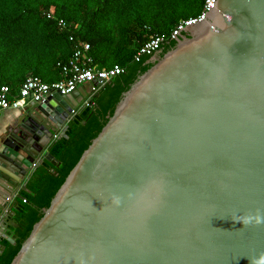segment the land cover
<instances>
[{
	"label": "water",
	"instance_id": "95a60500",
	"mask_svg": "<svg viewBox=\"0 0 264 264\" xmlns=\"http://www.w3.org/2000/svg\"><path fill=\"white\" fill-rule=\"evenodd\" d=\"M79 93L23 108L0 139V242L30 176L59 165ZM6 264H264V0H215L128 75Z\"/></svg>",
	"mask_w": 264,
	"mask_h": 264
},
{
	"label": "trees",
	"instance_id": "16d2710c",
	"mask_svg": "<svg viewBox=\"0 0 264 264\" xmlns=\"http://www.w3.org/2000/svg\"><path fill=\"white\" fill-rule=\"evenodd\" d=\"M204 0H0V86L13 95L29 76L46 83L63 78L61 66L80 43L90 47L88 55L98 68L118 65L124 73L99 88L91 108L68 122L67 139L56 138L50 154L59 165L44 161L30 176L27 192L14 209L10 237L1 241L0 264H6L31 224L54 175L81 142L111 98L143 61H135L140 47L153 37L165 43L160 53L176 41L173 28L181 20L196 17ZM50 13L52 18H47ZM59 21L65 23L61 28ZM53 170L55 173H53Z\"/></svg>",
	"mask_w": 264,
	"mask_h": 264
},
{
	"label": "built area",
	"instance_id": "2783aa9c",
	"mask_svg": "<svg viewBox=\"0 0 264 264\" xmlns=\"http://www.w3.org/2000/svg\"><path fill=\"white\" fill-rule=\"evenodd\" d=\"M214 1L204 0L202 10L198 16L179 21L171 32V40L177 41L188 28L202 23L211 12ZM47 18H52V15L48 13ZM58 24L61 28L65 27L63 21H59ZM165 42L163 37H153L140 47L135 55V61L138 62L142 56H154L157 51H160ZM89 49L87 43H80L75 47L72 56L61 66L64 75L61 80L46 83L39 77L29 76L21 84L16 95L11 93L8 86H0V117L7 110H18L27 107L29 104L42 103L53 93L66 95L86 84L91 85V88L81 107L84 109L91 108L93 106L92 98L97 90L123 74L124 69L118 65L108 69L98 68L93 65L92 58L88 55ZM93 83H97V85ZM76 114L77 110H72L70 113L71 119Z\"/></svg>",
	"mask_w": 264,
	"mask_h": 264
},
{
	"label": "crops",
	"instance_id": "0c3cea01",
	"mask_svg": "<svg viewBox=\"0 0 264 264\" xmlns=\"http://www.w3.org/2000/svg\"><path fill=\"white\" fill-rule=\"evenodd\" d=\"M78 88H81V94L80 93L77 94L76 101L79 104H82L83 101L85 100L84 96L89 95L91 85L86 84V85L80 86ZM82 91H83V93H82ZM32 105L33 104H29L26 108L31 107ZM22 110L23 109H18V110L11 109V110H7V111L3 112V114L0 117V139H3L5 137V135L13 128L15 119L21 114ZM1 161H3V160H0V162ZM0 169L5 170L2 167H0ZM2 183H4V182L0 179V195H2L4 192L3 191L4 186L2 185ZM22 192H24V191H21V194H22ZM10 229H11V227L9 226L8 231H10Z\"/></svg>",
	"mask_w": 264,
	"mask_h": 264
},
{
	"label": "flooded vegetation",
	"instance_id": "af4514ba",
	"mask_svg": "<svg viewBox=\"0 0 264 264\" xmlns=\"http://www.w3.org/2000/svg\"><path fill=\"white\" fill-rule=\"evenodd\" d=\"M189 31V28L183 33V34H181L180 35V38L184 35V34H186L187 32ZM160 53V51H157L156 53H155V55H157V54H159ZM154 55V56H155ZM18 203H19V201H18ZM18 205V204H17ZM14 217V216H13ZM12 220H13V218H12ZM8 229H9V227H8ZM9 232V231H8ZM9 235H10V232H9ZM2 241V240H1ZM1 243V242H0Z\"/></svg>",
	"mask_w": 264,
	"mask_h": 264
}]
</instances>
